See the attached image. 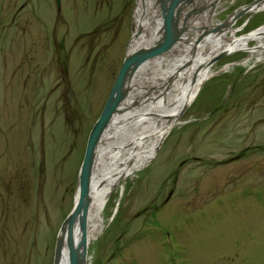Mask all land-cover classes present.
<instances>
[{"label": "rangeland", "instance_id": "rangeland-1", "mask_svg": "<svg viewBox=\"0 0 264 264\" xmlns=\"http://www.w3.org/2000/svg\"><path fill=\"white\" fill-rule=\"evenodd\" d=\"M209 1L191 3L189 17ZM224 1L215 25L255 0ZM135 2L59 0L58 11L56 0H0V264H53ZM263 25L261 11L232 27L241 36ZM255 56L211 64L153 159L109 197L87 264H264V55Z\"/></svg>", "mask_w": 264, "mask_h": 264}, {"label": "bare ground", "instance_id": "bare-ground-1", "mask_svg": "<svg viewBox=\"0 0 264 264\" xmlns=\"http://www.w3.org/2000/svg\"><path fill=\"white\" fill-rule=\"evenodd\" d=\"M155 1L137 0L134 23L141 29V34L130 43L128 52L154 44L157 39L161 41L162 17L154 6ZM193 2L199 0L183 2L175 15L176 30L182 31V36L171 54L150 61L130 76L120 113L112 119L97 147L85 215L87 247L101 232V213L111 194L119 189L122 191L125 180L149 164L156 146L178 124L180 109L189 106L201 85L213 76L210 63L214 57L223 52H245L249 58L256 55L255 61L259 62L264 55V25L238 36L232 27L235 21L232 15L222 24L221 30L216 32L219 24H213L211 18H214L216 10L225 1L210 0L205 4L207 11L201 13L198 19L187 15ZM261 11H264V0L250 5L246 12ZM251 42H255L252 47ZM78 200L79 193L76 192L75 203ZM80 237V226L76 220L72 232L75 245ZM56 264H69L66 241Z\"/></svg>", "mask_w": 264, "mask_h": 264}, {"label": "water", "instance_id": "water-1", "mask_svg": "<svg viewBox=\"0 0 264 264\" xmlns=\"http://www.w3.org/2000/svg\"><path fill=\"white\" fill-rule=\"evenodd\" d=\"M189 1L190 0H156V4L154 6L159 10V14L162 17V27L160 29V34H162L161 41L158 42L157 39L154 44L139 47L133 52H126L122 66L118 71L115 81L111 87L106 103L89 133L83 161L78 174L77 192L79 193V200L74 204L71 213L66 217L61 225L55 244L53 264L57 263L65 241L66 246L68 247L69 264H86L87 241L85 238V215L88 205V189L91 169L97 147L103 135L108 131L112 119L116 116V114L120 113L121 106L127 95V82L129 81L130 76H132L139 67L144 66L150 61H153L171 52L179 43L182 36V31L176 30L175 15L180 11V6L183 4V2L187 3ZM256 2H258V0H255L249 5L241 7L239 11H236L233 14L235 19L239 18L245 13H248L246 12L247 8ZM56 4L59 11V0H56ZM190 12L191 10L187 12V15L190 14ZM223 23L217 26L216 31L221 30ZM140 34L141 29L137 28L130 43L135 38H138ZM226 55L227 53H220L218 56L214 57L210 64L222 59ZM186 108L187 106H183L180 109L177 115L178 120ZM159 145L160 143L157 145L155 150L158 149ZM170 195L171 193H169L168 198ZM141 213L142 212H140L138 215ZM76 220L79 222L81 232V237L77 245H75L72 240L73 225Z\"/></svg>", "mask_w": 264, "mask_h": 264}]
</instances>
